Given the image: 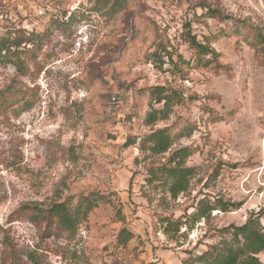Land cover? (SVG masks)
I'll return each instance as SVG.
<instances>
[{
  "label": "rangeland",
  "instance_id": "1",
  "mask_svg": "<svg viewBox=\"0 0 264 264\" xmlns=\"http://www.w3.org/2000/svg\"><path fill=\"white\" fill-rule=\"evenodd\" d=\"M7 27L36 37L20 70L0 62V264H199L225 227H264V0H0ZM157 85L183 101L147 124ZM182 148L191 176L173 197L162 169ZM91 193L74 232L48 217ZM218 201L236 206L197 214Z\"/></svg>",
  "mask_w": 264,
  "mask_h": 264
},
{
  "label": "trees",
  "instance_id": "2",
  "mask_svg": "<svg viewBox=\"0 0 264 264\" xmlns=\"http://www.w3.org/2000/svg\"><path fill=\"white\" fill-rule=\"evenodd\" d=\"M109 1L111 0H105L107 3ZM209 11L214 15L221 16V13L216 9ZM224 18L228 17L224 16ZM187 26L190 25L187 24ZM34 37L36 36L33 32L26 33L19 28L7 27V30L0 34V62H13L20 70L23 64L20 54L28 49L29 44L35 43ZM185 39L191 47L196 49L197 54L211 52L209 46L197 41L196 37L189 32ZM164 50H166L165 46ZM170 61L173 62L172 59ZM149 91L154 103L161 106L159 108L150 106L145 115L147 124L164 120L168 116L170 106L183 101L182 92H178L176 88H171L169 85L153 86ZM166 131L167 129H157L151 133L149 148L153 153L163 154L170 148L171 140ZM183 155L184 157L187 155L185 149L175 150L167 162L171 166L164 164L162 169L173 178L169 186V192L173 197L187 189L191 176L190 168L183 166ZM98 196L95 193L81 196L75 206L66 201L52 202L48 205L46 213L48 217L56 219V224L62 231L72 233L77 225L84 221L93 209L97 208L102 198ZM235 206L233 203L218 201L206 209H200L197 214L206 216L210 210L219 208L221 211H227L228 208ZM121 220L123 219L121 218ZM224 233H228V238L223 237L217 243L210 245L207 250L195 258L196 262L199 264H261L257 255L264 251V227L257 215H249L242 225L225 227ZM132 236L131 231L122 227L117 235V243L125 246Z\"/></svg>",
  "mask_w": 264,
  "mask_h": 264
}]
</instances>
